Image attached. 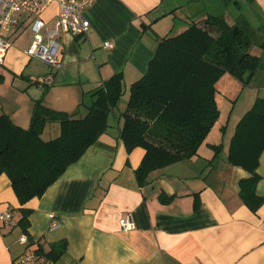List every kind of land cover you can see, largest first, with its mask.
I'll return each instance as SVG.
<instances>
[{"label":"crops","instance_id":"0c3cea01","mask_svg":"<svg viewBox=\"0 0 264 264\" xmlns=\"http://www.w3.org/2000/svg\"><path fill=\"white\" fill-rule=\"evenodd\" d=\"M247 3L252 16L264 20V0ZM213 9L204 0H95L86 10L87 31L62 34L56 70L27 56L33 36L27 22L3 34L9 46L0 62V114H8L15 124L29 126L37 99L84 115L91 92L119 72L124 101L110 113L106 132L41 196L21 205L10 178L0 173V212L10 211L16 222L0 220V264H10L28 248L19 240L22 234L37 240L31 246L35 251L41 247L47 252L51 244L65 241L52 264H264V201L255 211L244 204L239 180L249 173L226 162L238 120L256 97L264 99V62L245 87L231 75L221 77L230 105L227 115L219 112L197 155L151 171L143 184L135 169L144 149L128 152L119 135L129 86L145 73L161 38L179 33L188 21ZM57 12L58 6L51 4L41 17L51 25ZM108 41L113 47L105 46ZM49 72L51 85L37 82ZM58 132L53 123L43 135ZM216 144L221 148L215 154ZM257 165L255 191L264 197V150ZM22 207L30 209L26 231L18 223ZM126 215L133 222L129 229L119 223Z\"/></svg>","mask_w":264,"mask_h":264},{"label":"trees","instance_id":"16d2710c","mask_svg":"<svg viewBox=\"0 0 264 264\" xmlns=\"http://www.w3.org/2000/svg\"><path fill=\"white\" fill-rule=\"evenodd\" d=\"M220 1L224 12L190 20L179 33L162 37L145 73L129 86L119 135L128 152L135 147L144 149L135 169L139 184L147 181L151 171L197 155L219 120L221 77L231 75L245 87L264 62V20L252 24L251 19L258 20L252 12H240L228 20L226 6L232 2L239 7L241 2ZM258 34L261 36L256 39ZM122 76L121 72L113 74L91 92L93 100L82 102L84 115L54 109L41 99L33 104L28 127L0 114V173L10 178L21 205L41 196L106 132L109 115L123 94ZM53 123L59 132L44 138L46 125ZM235 126L226 162L249 173L239 180L238 192L244 204L255 211L264 201L255 191L260 179L257 164L264 150V99L256 97ZM212 147L216 154L221 144ZM20 210L18 223L26 231L30 209ZM65 245L61 241L51 244L47 252L41 247L37 251L51 263Z\"/></svg>","mask_w":264,"mask_h":264},{"label":"built area","instance_id":"2783aa9c","mask_svg":"<svg viewBox=\"0 0 264 264\" xmlns=\"http://www.w3.org/2000/svg\"><path fill=\"white\" fill-rule=\"evenodd\" d=\"M95 0H0V62L3 61L9 41L3 34L11 32L15 27L27 22L32 32V40L25 52L28 57L35 58L47 63L53 70L61 66L60 47L62 34L69 33L78 35L85 33L89 27V19L86 10ZM51 4L58 6V12L51 25H47L41 14ZM105 46L113 47L112 42H105ZM53 72H49L37 79L40 84L51 85ZM0 220L15 225L11 212H0ZM123 229L133 226L129 215L119 220ZM19 240L28 248L19 256L15 257L10 264H51L41 257L32 245H38L36 239H30L22 234Z\"/></svg>","mask_w":264,"mask_h":264},{"label":"rangeland","instance_id":"374dc122","mask_svg":"<svg viewBox=\"0 0 264 264\" xmlns=\"http://www.w3.org/2000/svg\"><path fill=\"white\" fill-rule=\"evenodd\" d=\"M240 2H241L240 3L241 5L239 7H236L235 4L232 3V2H230L226 6V10H227L228 17H229L228 20H232L233 19L232 15H235L236 16L240 12H243L244 14H246L247 12H249V13L251 12V11H248L250 9H249L248 3H246L245 0H240ZM204 3H206L208 5V7L214 8L213 9L214 12L212 14H220V13L224 12V10H225L224 7H223V5L219 2V0H204ZM202 4L203 3H201V5L198 7L199 8V11H201ZM258 21L259 20H253V19H251L252 24L258 23ZM260 36L261 35L258 34V36H256V39H259ZM220 90L222 92L219 94V98L217 99V100H219V105H220V110H221L220 113L227 115V111H229L230 105L228 104L227 99L224 96V92L221 89V86H220ZM123 101H124L123 96H121L120 102L117 103L118 104V107H121L122 106V102ZM240 106H241V103H238V105L235 107V110L232 112L233 113L232 118L237 116V113L240 111ZM233 119H235V118H233ZM43 137L44 138H47L46 134H44Z\"/></svg>","mask_w":264,"mask_h":264}]
</instances>
